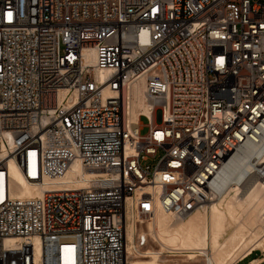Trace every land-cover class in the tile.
<instances>
[{"label":"built area","instance_id":"1","mask_svg":"<svg viewBox=\"0 0 264 264\" xmlns=\"http://www.w3.org/2000/svg\"><path fill=\"white\" fill-rule=\"evenodd\" d=\"M139 78L158 116L142 127L123 105ZM263 136L264 0H0V264H133L147 240L127 251L128 210L207 204ZM10 165L83 183L12 197Z\"/></svg>","mask_w":264,"mask_h":264},{"label":"bare ground","instance_id":"2","mask_svg":"<svg viewBox=\"0 0 264 264\" xmlns=\"http://www.w3.org/2000/svg\"><path fill=\"white\" fill-rule=\"evenodd\" d=\"M92 51L84 53L83 63L92 65ZM104 78V73H96ZM105 95L113 91L104 89ZM74 97L71 104L77 103ZM125 118L143 126L140 118L158 119L149 111V101L144 94L142 78L128 85L123 91ZM140 110V111H139ZM141 112V113H139ZM140 115V117H139ZM10 194L12 197H40L43 191L59 186L81 187L82 174L77 165L61 178L44 179L35 184L23 179L20 172L10 165ZM79 176V177H77ZM245 183V184H244ZM217 196L207 204L197 207L184 216L162 212L158 206L147 213V231L137 230V208L128 210L125 218L127 251L134 245L135 236L142 235L156 242L160 248L142 247L133 264H156L162 256L211 254L214 264H235L253 251L264 249V136L258 143H246L239 148L219 170L214 182ZM260 247L262 249H260ZM145 250L143 251V249ZM141 257V258H140ZM249 260L258 264L261 259ZM251 261V262H250Z\"/></svg>","mask_w":264,"mask_h":264},{"label":"rangeland","instance_id":"3","mask_svg":"<svg viewBox=\"0 0 264 264\" xmlns=\"http://www.w3.org/2000/svg\"><path fill=\"white\" fill-rule=\"evenodd\" d=\"M139 113H141V112H139ZM139 117H140V115H139ZM140 120H141V122L143 124L146 123V119L144 117H141ZM146 129H147L146 127H143L140 132L144 133L146 131ZM149 163L152 164L153 162H149ZM147 213H148V211H143V210H140L139 208H137L136 219H137V230L138 231H145V232L147 231ZM145 246H146L145 248H147V247L154 248V249L160 248V246L156 242H153L151 240H149L147 245H145ZM145 248L143 249V251L145 250ZM260 249H262V248L260 247ZM260 252L261 251L259 249H256L254 254L258 253V255H259ZM255 256H257V255H255ZM136 258H138V257H136ZM169 258H185V256L184 255L180 256V255H177V254H175L174 256L173 255L172 256L171 255L168 256L167 254L162 256V259H169ZM255 258H264V252L262 251L261 256L260 257H255ZM245 260H247V259H244L243 261L245 262ZM240 263L241 262H238V261L235 262V264H240Z\"/></svg>","mask_w":264,"mask_h":264},{"label":"crops","instance_id":"4","mask_svg":"<svg viewBox=\"0 0 264 264\" xmlns=\"http://www.w3.org/2000/svg\"><path fill=\"white\" fill-rule=\"evenodd\" d=\"M254 252L255 251H253L249 256H247V258H245V259H247V260H245V262L243 261V260H241V261H238V262H241L240 264H247L248 263V261L249 260H251V259H253V260H255V259H261V258H255V257H260L261 256V254H262V252H260V254L258 255V253H255L254 254ZM263 252H264V249H263ZM255 255H257V256H255ZM252 260V261H253ZM243 261V262H242ZM251 262V261H250ZM258 264H264V258H263V260H260L259 262H258Z\"/></svg>","mask_w":264,"mask_h":264},{"label":"snow or ice","instance_id":"5","mask_svg":"<svg viewBox=\"0 0 264 264\" xmlns=\"http://www.w3.org/2000/svg\"><path fill=\"white\" fill-rule=\"evenodd\" d=\"M8 17H9V19H11V13H8ZM65 251H66V252H71L72 249H70V248H69V249H65Z\"/></svg>","mask_w":264,"mask_h":264}]
</instances>
